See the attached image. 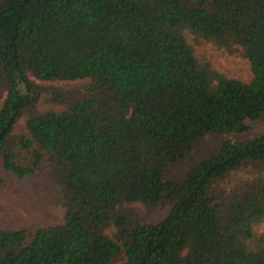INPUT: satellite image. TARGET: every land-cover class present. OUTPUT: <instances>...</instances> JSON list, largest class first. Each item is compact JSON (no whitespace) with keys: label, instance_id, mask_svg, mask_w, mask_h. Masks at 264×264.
Here are the masks:
<instances>
[{"label":"trees","instance_id":"trees-1","mask_svg":"<svg viewBox=\"0 0 264 264\" xmlns=\"http://www.w3.org/2000/svg\"><path fill=\"white\" fill-rule=\"evenodd\" d=\"M14 182L60 212L0 208V264H264V0H0V195Z\"/></svg>","mask_w":264,"mask_h":264},{"label":"rangeland","instance_id":"rangeland-1","mask_svg":"<svg viewBox=\"0 0 264 264\" xmlns=\"http://www.w3.org/2000/svg\"><path fill=\"white\" fill-rule=\"evenodd\" d=\"M189 40L193 43L190 36ZM195 52L200 61L211 62L215 68L228 77L243 81H249L252 77L249 63L237 52L229 53L206 41H202L201 44H195ZM54 84L65 88H70L72 85L70 82H56ZM47 106L48 103L44 98L41 108L45 109ZM9 184L1 191L3 195H0V208L6 224L29 227L56 220L60 211L51 194H48L47 191L36 189L34 185L32 188L29 183L14 182ZM129 207L134 208L140 217L150 222L160 220L168 211V207L163 205L147 208L139 202L129 204ZM263 229L264 223L259 227V230Z\"/></svg>","mask_w":264,"mask_h":264}]
</instances>
